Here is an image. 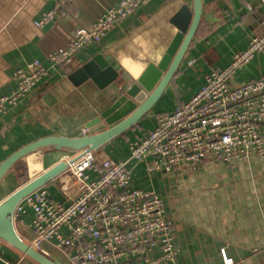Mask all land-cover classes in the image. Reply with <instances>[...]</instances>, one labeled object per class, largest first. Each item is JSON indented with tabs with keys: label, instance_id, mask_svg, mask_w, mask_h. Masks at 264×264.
<instances>
[{
	"label": "crops",
	"instance_id": "crops-1",
	"mask_svg": "<svg viewBox=\"0 0 264 264\" xmlns=\"http://www.w3.org/2000/svg\"><path fill=\"white\" fill-rule=\"evenodd\" d=\"M118 1L0 0V96L11 92L12 73L27 62L38 59L49 69L27 97L3 114L0 163L40 138L87 134L86 123L130 86L148 63L161 58L176 32L169 22L175 12L184 5L193 9V0H151L106 32L99 46L79 51L71 68L58 72L52 68L48 53L65 47L78 26L93 23ZM53 8V20L36 26L41 15ZM201 8L197 30L160 99L136 124L95 149V153L114 161H128L132 185L153 190L162 198L178 252L173 261L160 260L156 264H223L221 247L234 260H240L239 264H264V158L253 155L232 163L208 160L196 168L183 164L151 172L144 162L129 160L130 139L151 130L160 114L172 111L199 90L210 70L227 66L234 53L246 48L251 36L264 32L262 0H201ZM97 55L117 70V79L103 89L90 79L77 85L71 82L69 75ZM257 79L264 80V50L235 72L232 85ZM39 152L42 172L74 151L44 147ZM25 175L27 179L22 180ZM33 177L27 166L24 171L12 167L0 180V202ZM49 188L52 197L61 201L55 184H49ZM31 220L32 211L26 208L14 227L26 230ZM30 237L28 234L27 239ZM45 248L49 256L54 254L66 262L58 251ZM160 255L156 249L150 257L157 259ZM24 258L0 241V264L2 259H22V264H32Z\"/></svg>",
	"mask_w": 264,
	"mask_h": 264
},
{
	"label": "built area",
	"instance_id": "built-area-1",
	"mask_svg": "<svg viewBox=\"0 0 264 264\" xmlns=\"http://www.w3.org/2000/svg\"><path fill=\"white\" fill-rule=\"evenodd\" d=\"M150 1L119 0L93 23L78 26L65 47L48 53L51 67L57 72L71 68L79 51L99 46L106 32ZM54 16L55 8L44 12L35 24L42 27ZM263 50L264 32L251 36L246 48L234 53L227 66L204 76L193 96L160 114L143 136L128 141L129 160L144 162L151 172L183 164L196 168L208 160L232 163L253 155L264 158V80L232 85L235 72ZM48 71L38 59L14 70L13 89L0 96V120ZM62 161L66 163L62 173L16 204L13 223L26 208L32 211L26 230L15 229L22 240L46 256L45 246L52 247L67 264H156L175 259L178 249L164 202L155 191L132 185L128 161L99 157L88 148L74 150ZM51 183L61 201L52 197ZM156 249L161 255L153 259L150 256ZM219 254L223 264L241 262L230 257L225 247ZM22 259L2 262L22 264Z\"/></svg>",
	"mask_w": 264,
	"mask_h": 264
},
{
	"label": "water",
	"instance_id": "water-1",
	"mask_svg": "<svg viewBox=\"0 0 264 264\" xmlns=\"http://www.w3.org/2000/svg\"><path fill=\"white\" fill-rule=\"evenodd\" d=\"M201 10V0H193L192 10L184 5L175 12L169 22L176 32L161 58L156 63H148L130 86L122 89L104 110L86 123L87 134L79 137L46 136L21 147L0 163V180L12 167L21 169L27 166L29 175L34 176L0 202V241L6 242L35 264H58L22 240L13 223L16 204L28 193L48 184L66 167V163L60 161L41 172L42 155L39 151L44 147L95 150L136 124L160 99L179 67L199 25ZM117 77V70L102 55L94 56L69 75L75 85L90 79L100 89L113 83Z\"/></svg>",
	"mask_w": 264,
	"mask_h": 264
},
{
	"label": "rangeland",
	"instance_id": "rangeland-1",
	"mask_svg": "<svg viewBox=\"0 0 264 264\" xmlns=\"http://www.w3.org/2000/svg\"><path fill=\"white\" fill-rule=\"evenodd\" d=\"M21 171H24V168H21ZM25 179H27V176L25 175L24 177H22V180H25ZM22 180H20V181H22ZM52 253H56V254H58L59 255V253L58 252H56V251H52ZM50 255V254H49ZM48 257H50L51 259H53L55 262H57L58 264H67L66 262H64V260L63 259H61L59 256H54V254L53 255H51V256H48ZM24 260L26 261V262H31L32 264H35L33 261H31L29 258H27V257H25L24 258Z\"/></svg>",
	"mask_w": 264,
	"mask_h": 264
},
{
	"label": "bare ground",
	"instance_id": "bare-ground-1",
	"mask_svg": "<svg viewBox=\"0 0 264 264\" xmlns=\"http://www.w3.org/2000/svg\"><path fill=\"white\" fill-rule=\"evenodd\" d=\"M44 151H45V150H44ZM45 152H46V151H45ZM46 155H47V154H46ZM49 155H50V154H49ZM50 156L52 157L53 155H50ZM48 158H49V157H48ZM52 158H53V157H52ZM44 160H45V159H44ZM50 160H51V159H50ZM51 161H52V163H53V159H52ZM51 161H50V162H51ZM56 162H57V161H56ZM52 163H51V164H52Z\"/></svg>",
	"mask_w": 264,
	"mask_h": 264
},
{
	"label": "trees",
	"instance_id": "trees-1",
	"mask_svg": "<svg viewBox=\"0 0 264 264\" xmlns=\"http://www.w3.org/2000/svg\"><path fill=\"white\" fill-rule=\"evenodd\" d=\"M181 104V103H180Z\"/></svg>",
	"mask_w": 264,
	"mask_h": 264
}]
</instances>
